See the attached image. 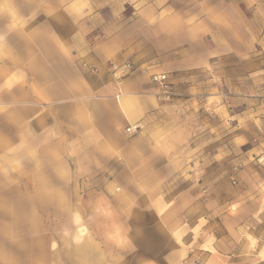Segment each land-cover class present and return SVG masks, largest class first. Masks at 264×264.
<instances>
[{"label":"crops","instance_id":"1","mask_svg":"<svg viewBox=\"0 0 264 264\" xmlns=\"http://www.w3.org/2000/svg\"><path fill=\"white\" fill-rule=\"evenodd\" d=\"M52 2L3 12L22 17L6 18L8 29L0 32V63H7L0 68V107L10 111L11 127L9 140L0 130V152L7 146L35 160L40 174L52 163L86 180L69 188L41 181L31 189L94 192L81 208L107 226L78 231L83 241L69 252L71 263H50L46 252L30 264H182L196 240L171 230V223L190 219L168 208L162 190L168 176L178 174V149L188 136L149 77L175 73L173 80L168 76L175 85L181 73L208 66L210 55L196 53L210 35L238 34L240 0L227 6L200 0L196 12L177 9L173 0ZM194 13L203 20L187 19ZM177 45L188 46L179 58ZM126 62L131 73L112 70ZM133 126L137 131L126 133ZM220 248L219 241L207 245L202 262L230 264Z\"/></svg>","mask_w":264,"mask_h":264},{"label":"rangeland","instance_id":"2","mask_svg":"<svg viewBox=\"0 0 264 264\" xmlns=\"http://www.w3.org/2000/svg\"><path fill=\"white\" fill-rule=\"evenodd\" d=\"M199 1L173 0L177 9L193 12ZM208 2L227 6L233 0ZM52 3L0 0V32L8 29L6 18L14 21L22 17L3 14L7 8L18 12L17 8ZM240 12L238 34L210 35L196 53L204 50L210 55L208 66L177 76V83L172 84L177 97L164 102L172 105L170 117L188 136L183 148L178 149L181 156L184 154L176 163L178 174L169 175L162 190L170 203L168 208H173L177 217L184 214L190 219L171 223V230H182L185 238L192 234L196 240L192 239L193 247L182 264H204L199 254L217 241L221 243V257L230 264H264V0H240ZM186 17L203 20L195 13ZM0 43L1 55L3 37ZM187 47L177 45V58ZM6 65L1 62L0 68ZM169 75L173 80L176 74ZM0 103H4L2 97ZM9 113L0 107V130L8 140ZM35 162L7 146L0 152V264L36 263L46 252L50 263H71L69 252L80 240L78 231L106 229L105 222L81 208L94 192L31 189L41 181L53 188L86 182L61 173L52 163L40 174L41 167ZM150 225L146 222L144 229Z\"/></svg>","mask_w":264,"mask_h":264},{"label":"built area","instance_id":"3","mask_svg":"<svg viewBox=\"0 0 264 264\" xmlns=\"http://www.w3.org/2000/svg\"><path fill=\"white\" fill-rule=\"evenodd\" d=\"M112 70L115 71H123L125 74H129L133 71L132 64L126 62L121 65H114ZM150 83L153 84L157 91V97L163 102H172L176 97L177 93L175 92L173 85L171 84L168 74L166 73H155L151 74L149 77ZM137 127H128L125 131L128 134L135 133L137 131ZM196 264V263H192Z\"/></svg>","mask_w":264,"mask_h":264}]
</instances>
